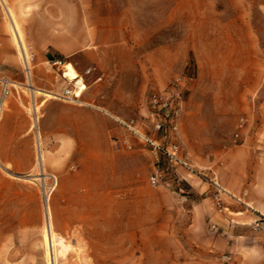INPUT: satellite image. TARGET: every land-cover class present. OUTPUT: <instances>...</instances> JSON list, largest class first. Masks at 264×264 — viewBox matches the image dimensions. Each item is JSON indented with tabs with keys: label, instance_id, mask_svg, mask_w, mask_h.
<instances>
[{
	"label": "rangeland",
	"instance_id": "obj_1",
	"mask_svg": "<svg viewBox=\"0 0 264 264\" xmlns=\"http://www.w3.org/2000/svg\"><path fill=\"white\" fill-rule=\"evenodd\" d=\"M81 8L87 47L65 59L87 85L76 101L60 97L75 82L62 75L64 64L38 65L16 15L34 55V84L55 96L36 91L34 99L18 50L26 81L11 79L9 95L30 118L31 160L0 162V264H50L48 248L57 264H155V250L189 247L185 207L205 197L215 203L210 177L221 182L222 155L264 127V0H86ZM175 81L185 88L177 140L193 167L170 165L120 121L134 119L153 135L149 95ZM6 114L4 106L0 132ZM93 116L105 130L90 126ZM158 169L161 183L153 186ZM174 203L182 211L176 233L159 237L155 218ZM48 209L54 246L44 237Z\"/></svg>",
	"mask_w": 264,
	"mask_h": 264
},
{
	"label": "crops",
	"instance_id": "obj_2",
	"mask_svg": "<svg viewBox=\"0 0 264 264\" xmlns=\"http://www.w3.org/2000/svg\"><path fill=\"white\" fill-rule=\"evenodd\" d=\"M6 1L21 19L38 65L41 62L65 64V59L87 47L88 23L81 8L86 0ZM9 25L4 1L0 0V67H3L0 93L3 76L17 81L20 87L26 81ZM15 85L19 90L18 84ZM5 103L7 120L0 132V162L10 166L16 158L31 160V123L15 94H8ZM88 122L97 131L105 130L104 126L99 127L95 116ZM256 132L247 133L244 142L223 154V163L217 169L222 184L240 196L244 204L226 197L230 211L222 212L205 197L185 207L189 212L183 214H190L186 229L190 235L194 234L189 239V247L178 251L175 246L155 250V264H224L221 258L224 253L232 256V264H264V127L256 128ZM174 204L162 205L161 213L155 218L159 237L166 232L176 233V220L182 211ZM201 233H205L203 237L198 236L201 242H192L195 234Z\"/></svg>",
	"mask_w": 264,
	"mask_h": 264
},
{
	"label": "built area",
	"instance_id": "obj_3",
	"mask_svg": "<svg viewBox=\"0 0 264 264\" xmlns=\"http://www.w3.org/2000/svg\"><path fill=\"white\" fill-rule=\"evenodd\" d=\"M34 55L31 54L27 57L24 62L25 69L30 67V63ZM96 70V66H90L86 72L88 74L93 73ZM83 80L84 77L82 76ZM103 75L97 77L98 80L102 79ZM1 82L3 84L2 93L0 96V115L4 110V99L10 93L11 79L7 76L1 77ZM78 84L74 82L71 86L64 89L60 97L68 101H76L80 96L78 95L77 89ZM185 103V88L181 86L176 81L167 89H155L151 91L149 95V105L150 114L152 117V122L154 126L155 133L149 135L148 133H143L136 125L134 119L124 120L120 119L122 124L126 126L133 133L138 135L146 144H150L155 150L163 153L170 165H182L187 167H193L190 162L189 153L181 146L177 138L180 136V120L184 111ZM246 123L245 117L241 118L239 123L240 127H244ZM159 134L162 139H158L156 136ZM236 136H240V132L236 133ZM124 144L128 148H132L133 144L128 141V139L123 140ZM121 145L122 143L118 141ZM203 177L204 173L200 171ZM163 175V170L158 169L150 174V182L153 186H158L161 183ZM210 181L214 185V200L219 211H226L227 205L225 201V195H229L237 200L242 201L241 197L228 191L219 181L216 175L210 177ZM222 261L224 264H232V256L229 253H224L222 256Z\"/></svg>",
	"mask_w": 264,
	"mask_h": 264
},
{
	"label": "bare ground",
	"instance_id": "obj_4",
	"mask_svg": "<svg viewBox=\"0 0 264 264\" xmlns=\"http://www.w3.org/2000/svg\"><path fill=\"white\" fill-rule=\"evenodd\" d=\"M3 1L5 4L7 16L9 19V24H10L11 31H12V36L16 42V45H17V48L19 50V53L21 54V57L24 59V61H27L26 58L30 57V53H29L28 46H27L28 44H26V40L24 37L23 30L21 28V25H20V23L16 17L15 12L13 11V9L11 7H9L6 0H3ZM63 71H64L63 72L64 77H68L70 80H73L76 82V84H78V89H77L78 95L79 96L82 95L84 90L87 88V85L84 82L80 73L75 68L74 64L71 61L66 62L64 64V70ZM27 74H28V78L30 81L29 86H30L31 91L33 93L34 99H35V91H37V93H38L37 95L44 94V95H48V96H55V94L53 92H50V91H47V90L42 89L40 87H37L34 84V81H33L32 76H31L32 75L31 66L27 67ZM5 100H6V98L4 99V105H5ZM34 109L37 111L36 103H34ZM36 119H38V118L36 117ZM36 125H37V123L35 122L34 126H36ZM37 136H38V159H39L38 163L40 165H42L43 164V151H42V142L40 139V131L39 130H38ZM47 225H48V227H47ZM52 231L53 230H52V224H51V218H50V211L48 209L47 215H46V231L44 232L45 241L47 243L46 245L50 244V246H51V244L54 243L55 239H54ZM65 245H67V244H65ZM53 246H54V244H53ZM64 248L61 250L62 252L65 250ZM48 255H49L50 264H57V263H55V261H54L55 259H53L54 258L53 254H52V252H50L49 248H48Z\"/></svg>",
	"mask_w": 264,
	"mask_h": 264
}]
</instances>
